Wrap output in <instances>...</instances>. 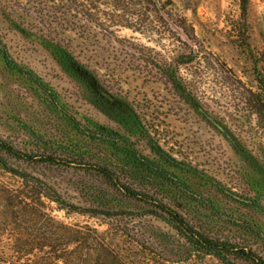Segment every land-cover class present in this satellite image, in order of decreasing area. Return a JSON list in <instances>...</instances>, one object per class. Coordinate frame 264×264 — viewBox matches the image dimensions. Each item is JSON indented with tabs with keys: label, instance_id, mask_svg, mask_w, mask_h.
Wrapping results in <instances>:
<instances>
[{
	"label": "rangeland",
	"instance_id": "rangeland-1",
	"mask_svg": "<svg viewBox=\"0 0 264 264\" xmlns=\"http://www.w3.org/2000/svg\"><path fill=\"white\" fill-rule=\"evenodd\" d=\"M161 1L166 13L189 36L191 45L184 42L170 25L169 29L151 15L142 31L116 28V42L96 35L88 52L76 46L75 55L99 72L111 95L134 109L163 149L198 169L204 179L218 181L228 191L246 197L249 188L244 175L245 164L226 136L174 97L166 78L146 63L154 61L177 67L178 75L207 115L264 166V128L259 117L245 104L246 90L261 92L264 96L261 88V81H264V0H248L245 9L243 0ZM0 38L14 60L34 71L51 90L59 94L72 116L84 123L107 124L48 52L33 47L6 25L0 28ZM183 43L193 51L195 48L198 50L192 63H177L180 57L185 59L189 53ZM59 112L40 90L11 73L0 59L2 138L32 154L51 153L62 145L67 147L75 135L69 124L60 118ZM110 126L116 129L114 125ZM44 145L47 151L43 149ZM83 145L92 147L87 141L80 143V146ZM19 165L53 185L67 201L81 206L89 204L91 182L88 177L44 168L36 163ZM0 179L13 183L1 172ZM194 182L207 203L205 208L210 209L215 203L221 210L218 213L200 206L194 208L191 219L198 227L236 240L240 234L230 223L231 216L243 217L264 226V201L261 214L254 208L236 204L205 180ZM45 211L54 218L53 221L46 220L47 225L41 231L24 230L21 241L14 238L18 235L16 232L7 231V236L0 240V255L20 264H47V261L41 259L40 263L37 259L39 251L44 250L42 257H60L61 261L73 260V264H109L104 261L107 256L105 251H93L90 255L84 246L70 256L72 248L67 243L74 238L62 227H71L74 231L93 233L98 243L105 244L119 256L120 261L116 264H161V259L156 258L158 262H154V258L141 250L136 242L137 236L132 232L124 235L111 227L109 220L68 213L48 201ZM121 226L129 227L130 231L156 228L153 220H147L145 226L139 220L125 219ZM9 229L13 231V228ZM56 232L58 234H52ZM247 240L254 250L264 256V246L260 242L251 236H247ZM33 249L37 250L32 252ZM29 253L33 256H26ZM98 256L102 257L100 262L97 261ZM186 264L217 262L207 258Z\"/></svg>",
	"mask_w": 264,
	"mask_h": 264
},
{
	"label": "trees",
	"instance_id": "trees-1",
	"mask_svg": "<svg viewBox=\"0 0 264 264\" xmlns=\"http://www.w3.org/2000/svg\"><path fill=\"white\" fill-rule=\"evenodd\" d=\"M247 3L248 0H243V9ZM151 15L169 28L155 0H0V28L6 25L33 47L48 52L83 91L85 101L107 121V124L93 121L84 123L82 119L72 116L59 94L51 90L34 71L14 60L0 38V59L5 67L40 90L60 111V118L69 124L75 135L70 145H62L59 151L33 154L0 136V172L13 180L10 183L0 179V240L7 236V231L16 232L19 236L14 235V238L21 241L24 230H43L47 225L46 220H54L45 211L48 201L68 213L109 220L111 227L126 236L132 232L138 237L137 245L154 258V262H158L156 258H159L161 264H186L211 258L217 264H264V256L254 250L247 240V236H251L264 246V226L243 217L231 216L230 223L240 234L239 238L232 240L198 227L191 219L194 208H205L207 204L195 186L194 181L199 179L208 182L218 193L236 204L254 208L263 214L264 166L207 115L178 75L177 67L154 61L146 63L166 78L174 97L226 136L245 164L244 175L249 188L246 197L228 191L218 181L204 179L198 169L163 149L134 109L111 95L99 72L75 55L76 46L88 52L96 35L116 42V28L142 31ZM183 45L189 49V53L185 59L180 57L177 63H192L197 54L186 43ZM261 88L264 92V81H261ZM245 104L259 117L264 128L263 93L246 90ZM83 141L89 142L92 147L80 146ZM43 149L48 150L46 145ZM23 163H36L44 168L88 177L91 182L89 204L81 206L67 201L53 185L19 165ZM211 206L205 209L221 212L215 203ZM125 219L139 220L145 226L147 220H153L156 228L130 231L129 227L121 226ZM9 228H13V231ZM62 228L74 238L67 243L72 248L70 256L84 246L90 255L93 251H105L107 256L104 261L109 264L120 261L111 248L98 243L93 233L74 231L71 227ZM39 252L37 259L40 263L41 259L47 264L74 263L73 260L61 261L60 257L47 259L41 255L44 250ZM101 260L102 257L98 256L97 261ZM7 263L20 264L0 255V264Z\"/></svg>",
	"mask_w": 264,
	"mask_h": 264
},
{
	"label": "water",
	"instance_id": "water-1",
	"mask_svg": "<svg viewBox=\"0 0 264 264\" xmlns=\"http://www.w3.org/2000/svg\"><path fill=\"white\" fill-rule=\"evenodd\" d=\"M155 3L157 5V8L160 12V15L163 17V19L170 25V27L177 33V35L186 43L192 44L191 39L187 34H185L181 28L172 20V18L166 13V11L163 9L162 4L159 0H155ZM194 52L197 53L198 50L195 48Z\"/></svg>",
	"mask_w": 264,
	"mask_h": 264
}]
</instances>
